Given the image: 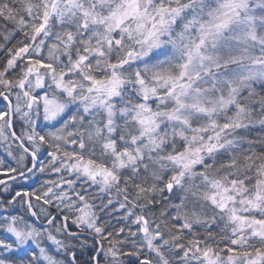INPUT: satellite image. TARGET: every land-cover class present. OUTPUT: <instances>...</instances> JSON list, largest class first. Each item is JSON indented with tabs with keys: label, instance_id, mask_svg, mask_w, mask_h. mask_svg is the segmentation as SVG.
I'll return each mask as SVG.
<instances>
[{
	"label": "snow or ice",
	"instance_id": "6c2138e0",
	"mask_svg": "<svg viewBox=\"0 0 264 264\" xmlns=\"http://www.w3.org/2000/svg\"><path fill=\"white\" fill-rule=\"evenodd\" d=\"M0 264H264V0H0Z\"/></svg>",
	"mask_w": 264,
	"mask_h": 264
},
{
	"label": "trees",
	"instance_id": "16d2710c",
	"mask_svg": "<svg viewBox=\"0 0 264 264\" xmlns=\"http://www.w3.org/2000/svg\"><path fill=\"white\" fill-rule=\"evenodd\" d=\"M3 54L2 53H0V56H2Z\"/></svg>",
	"mask_w": 264,
	"mask_h": 264
}]
</instances>
